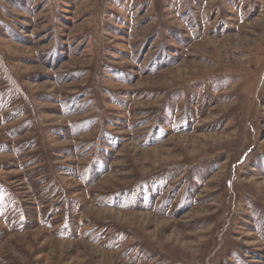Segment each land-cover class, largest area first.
<instances>
[{"label": "rangeland", "instance_id": "rangeland-1", "mask_svg": "<svg viewBox=\"0 0 264 264\" xmlns=\"http://www.w3.org/2000/svg\"><path fill=\"white\" fill-rule=\"evenodd\" d=\"M0 264H264V0H0Z\"/></svg>", "mask_w": 264, "mask_h": 264}]
</instances>
